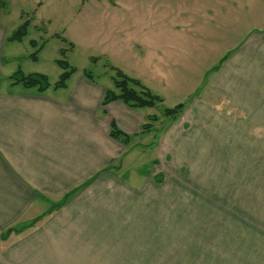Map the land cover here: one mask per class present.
I'll return each mask as SVG.
<instances>
[{
    "label": "rangeland",
    "instance_id": "rangeland-1",
    "mask_svg": "<svg viewBox=\"0 0 264 264\" xmlns=\"http://www.w3.org/2000/svg\"><path fill=\"white\" fill-rule=\"evenodd\" d=\"M24 21L22 44L3 46L2 75L20 69L53 84L62 73L57 60L77 71L67 88L35 91L39 97L66 94L84 72L112 89L116 68L164 98L133 110L159 118L143 155L122 164L128 179L138 167L132 173L141 179L125 189L143 200L134 203L149 214L148 241L133 252L135 263L115 264H264V108L246 100L241 109L231 91L227 101L202 97L222 77L204 74L264 28V0H0L6 35ZM257 87L264 96L262 83L244 89ZM181 101L183 115L163 116Z\"/></svg>",
    "mask_w": 264,
    "mask_h": 264
},
{
    "label": "crops",
    "instance_id": "crops-1",
    "mask_svg": "<svg viewBox=\"0 0 264 264\" xmlns=\"http://www.w3.org/2000/svg\"><path fill=\"white\" fill-rule=\"evenodd\" d=\"M3 27L0 23V264L135 263L133 252L142 253L143 242L146 250L150 219L134 203L142 198L125 189L141 179L132 173L138 167L128 168V179L122 164L130 165L147 148L150 133L140 135L145 119L120 102L102 106L111 85L82 74L55 99L11 85L7 80L18 69L2 75L8 36ZM252 34L218 70L204 74L222 77L202 97L227 101L223 94L231 91L241 109L246 100L249 107L264 108L259 87L244 89L262 83L264 92V28ZM112 124L132 137L128 144L110 137ZM130 200V207L120 204Z\"/></svg>",
    "mask_w": 264,
    "mask_h": 264
},
{
    "label": "trees",
    "instance_id": "trees-1",
    "mask_svg": "<svg viewBox=\"0 0 264 264\" xmlns=\"http://www.w3.org/2000/svg\"><path fill=\"white\" fill-rule=\"evenodd\" d=\"M29 21H24L18 26L12 33L6 38L7 43H22L23 39L27 37V28ZM29 46L35 48V53L30 55V58L35 61L36 54L39 52L35 41H29ZM225 59H222L218 67H214V70H218ZM94 61V60H93ZM55 64L62 70L58 80L50 84L47 76L40 73H31L25 75L21 70H17L8 79L11 81V85L22 86L25 89H34L38 93L46 91L50 86L53 89H64L67 86V82L73 74L76 73V69L71 67L67 62L57 60ZM212 69V70H213ZM114 76L112 77V89L105 91L102 106H106L112 102H120L129 109L140 110V109H153L157 105L163 103L162 98L151 92L146 86H144L139 80L131 78L123 73L121 70L114 68ZM84 76L93 81L90 73L84 72ZM184 111V105L178 104L173 108H166L162 114L165 118L170 121H175ZM159 120L158 116L150 115L147 116L146 121L140 127V135H145L153 132L154 124ZM110 137L123 144H128L132 137L124 134L120 129L112 124L110 128ZM157 182H161L160 176L156 177Z\"/></svg>",
    "mask_w": 264,
    "mask_h": 264
}]
</instances>
